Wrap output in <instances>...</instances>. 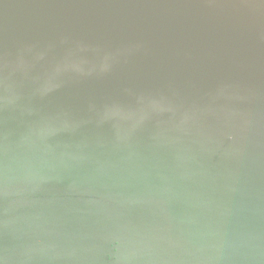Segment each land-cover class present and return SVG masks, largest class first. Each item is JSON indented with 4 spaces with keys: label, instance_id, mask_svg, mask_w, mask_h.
Masks as SVG:
<instances>
[{
    "label": "water",
    "instance_id": "95a60500",
    "mask_svg": "<svg viewBox=\"0 0 264 264\" xmlns=\"http://www.w3.org/2000/svg\"><path fill=\"white\" fill-rule=\"evenodd\" d=\"M0 264H264V0H0Z\"/></svg>",
    "mask_w": 264,
    "mask_h": 264
}]
</instances>
